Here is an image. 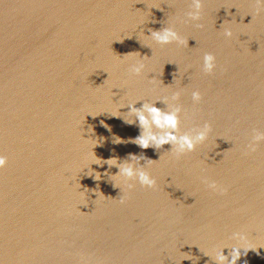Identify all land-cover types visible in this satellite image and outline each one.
<instances>
[{
  "label": "water",
  "instance_id": "1",
  "mask_svg": "<svg viewBox=\"0 0 264 264\" xmlns=\"http://www.w3.org/2000/svg\"><path fill=\"white\" fill-rule=\"evenodd\" d=\"M188 5L0 0V264H216L240 246L234 233L257 246L237 264H264V143L246 147L264 131V5L204 0L196 22ZM166 26L188 44L153 42ZM205 53L216 57L211 75ZM175 92L181 132L211 124L179 158L167 144L140 148L139 126L124 120L133 103L166 111L157 100ZM130 155L154 161V189L129 190L116 166L95 163Z\"/></svg>",
  "mask_w": 264,
  "mask_h": 264
},
{
  "label": "clouds",
  "instance_id": "2",
  "mask_svg": "<svg viewBox=\"0 0 264 264\" xmlns=\"http://www.w3.org/2000/svg\"><path fill=\"white\" fill-rule=\"evenodd\" d=\"M257 6L264 5V0H256ZM204 6V0H189L188 11L185 16L188 21H199L202 16V9ZM197 27L202 25L197 24ZM224 36L231 38L232 32L225 29ZM153 42L158 45H169L172 43L178 46H185L188 41L183 39L180 34L172 26H166L158 31H151L149 36ZM129 55V54H128ZM216 57L212 53H205L203 55L202 71L205 74H213L216 70ZM145 68L142 62L134 63L130 66L129 71L135 76L141 75ZM180 98V93L175 92L169 98H164L162 101L167 105V110H161L155 106V102H144L142 107H134L135 103L129 104V111L127 112L129 118H124L127 124H137L140 129V134L132 141L142 149L152 147L154 149H161L164 145H170V150L175 157L179 158L185 154L192 153L196 150L197 146L205 142L211 131V124L204 122L202 126L191 129L189 131L181 132V112L182 107L176 103ZM202 99L201 92L199 90H193L191 92V100L193 104H199ZM116 116V115H114ZM120 138H115V143H120ZM264 143V131L253 129L251 132L250 140L247 144L248 152H255L258 145ZM144 160V164L140 161ZM154 161L151 159H145L143 156L130 155L127 160L122 162L117 159H108L101 161L96 158V164L106 163L109 166H116L119 171L114 176L122 177L127 184L129 190L134 187L133 183L129 181H135L139 183L141 187L154 189L156 187L155 178L145 170V163L151 165ZM7 157L0 154V169H3L7 165ZM99 179V174H97ZM96 177V178H97ZM207 188L212 192L223 193L225 191L216 181H210L207 178L203 181ZM120 203H124L121 199ZM233 240L241 242L240 246L232 247L231 259L222 253V249L216 253L212 258L216 264H237V261L241 257V249L245 252L248 249H255L257 246L252 247V244L245 243L248 240L247 235L242 233H234ZM264 247V245H260ZM183 259H190L189 256L184 255Z\"/></svg>",
  "mask_w": 264,
  "mask_h": 264
}]
</instances>
